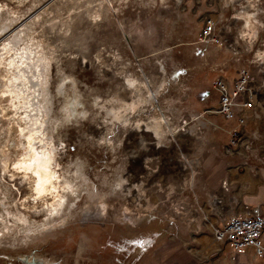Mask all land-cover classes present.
I'll list each match as a JSON object with an SVG mask.
<instances>
[{
	"label": "rangeland",
	"instance_id": "obj_1",
	"mask_svg": "<svg viewBox=\"0 0 264 264\" xmlns=\"http://www.w3.org/2000/svg\"><path fill=\"white\" fill-rule=\"evenodd\" d=\"M240 67L264 71V0H0V264L212 263L168 230L205 221L191 187L238 129L206 110Z\"/></svg>",
	"mask_w": 264,
	"mask_h": 264
},
{
	"label": "crops",
	"instance_id": "obj_2",
	"mask_svg": "<svg viewBox=\"0 0 264 264\" xmlns=\"http://www.w3.org/2000/svg\"><path fill=\"white\" fill-rule=\"evenodd\" d=\"M238 69L233 72L231 70L229 73L231 78L226 79L231 81ZM251 72L260 92L252 111L248 112L246 124L240 128L241 136L238 143L231 148L232 153H223L220 148L224 144L222 138V142H210L219 147V152L213 155L205 153L206 162L201 172L204 173V177H209V180L204 185L201 179L198 184L191 187L205 214L203 219L206 216L205 221L197 219L199 213L195 210L196 215L193 219H187L184 226L179 225L178 222H170L168 230L167 241L170 245L167 249L180 246L176 243L179 241L184 243L183 246L188 243L185 247L190 253L197 255L199 252L207 251V255L215 257L210 264H264V260L255 254L252 247L235 254L232 259L231 250L228 249V254L224 253V247L229 244L227 242H224L225 246L224 243L217 244L212 237V226L222 227L228 217L234 213L243 214L247 211L256 212L264 209V73ZM190 205H192L191 201ZM206 218L209 220L210 227ZM193 241L198 242L197 246H194ZM218 246L220 248H217ZM165 251L166 249L164 254L168 253L169 258L172 256L170 263L167 262V264H199L192 255L188 257V260L183 258V260L175 261V254L170 255L169 250L166 253Z\"/></svg>",
	"mask_w": 264,
	"mask_h": 264
},
{
	"label": "built area",
	"instance_id": "obj_3",
	"mask_svg": "<svg viewBox=\"0 0 264 264\" xmlns=\"http://www.w3.org/2000/svg\"><path fill=\"white\" fill-rule=\"evenodd\" d=\"M199 41L231 46L226 38L216 34V23L212 19L205 22ZM258 72L264 73L263 70ZM212 87L218 94V102L216 106L207 109L206 112L236 122L238 129L230 132V143L235 146L241 136L240 128L246 124L248 112L252 111L260 88L255 83L253 73L246 68L238 69L236 76L231 81L222 76L216 77ZM263 232L264 209L256 212L247 211L243 214L234 213L228 217L222 227L212 226L214 242L217 244L227 242L231 248L232 259L235 254L242 253L246 248L252 247L255 254L264 260Z\"/></svg>",
	"mask_w": 264,
	"mask_h": 264
},
{
	"label": "bare ground",
	"instance_id": "obj_4",
	"mask_svg": "<svg viewBox=\"0 0 264 264\" xmlns=\"http://www.w3.org/2000/svg\"><path fill=\"white\" fill-rule=\"evenodd\" d=\"M27 167L37 170V172H33L37 195L44 196L56 191L55 174L50 172V158L48 155L40 156L36 151H33Z\"/></svg>",
	"mask_w": 264,
	"mask_h": 264
}]
</instances>
